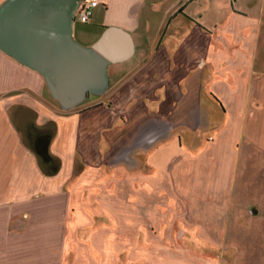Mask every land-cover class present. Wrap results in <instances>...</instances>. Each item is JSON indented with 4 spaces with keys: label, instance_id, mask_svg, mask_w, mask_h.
<instances>
[{
    "label": "crops",
    "instance_id": "obj_1",
    "mask_svg": "<svg viewBox=\"0 0 264 264\" xmlns=\"http://www.w3.org/2000/svg\"><path fill=\"white\" fill-rule=\"evenodd\" d=\"M28 1L69 11L85 48L114 29L120 59L65 107L0 47V264H264V219L243 213L264 198V0H100L87 23L84 0Z\"/></svg>",
    "mask_w": 264,
    "mask_h": 264
},
{
    "label": "water",
    "instance_id": "obj_2",
    "mask_svg": "<svg viewBox=\"0 0 264 264\" xmlns=\"http://www.w3.org/2000/svg\"><path fill=\"white\" fill-rule=\"evenodd\" d=\"M67 10H39L28 0L0 14V47L45 75L53 95L72 107L107 83V66L120 59L112 44L114 29H106L90 48L71 35ZM123 40L128 39L123 35Z\"/></svg>",
    "mask_w": 264,
    "mask_h": 264
},
{
    "label": "rangeland",
    "instance_id": "obj_3",
    "mask_svg": "<svg viewBox=\"0 0 264 264\" xmlns=\"http://www.w3.org/2000/svg\"><path fill=\"white\" fill-rule=\"evenodd\" d=\"M85 106H87V109H91V110H95V109H97V107L101 106V108L104 107V108H107L108 109L105 112H109L110 113V112H112V109L114 107L118 106V104H117V102L116 103L113 102V100L110 97H107V99L103 100L102 103H97V101H96V102H92V103H88L86 105H83V108L84 109H82V111H85ZM95 112L97 113L98 111H95ZM100 117L101 118L106 117V114H104L103 116L101 115ZM108 120L109 119H107V121ZM154 131L155 130H152L150 133H154ZM150 133H149V136H151ZM206 133L207 132H204L203 133V131L202 132L200 131L201 139L203 137L202 135L203 134H206ZM128 153H125V154L121 155V157H120V161L121 162H128V159H129V154ZM77 159L79 161V158H77ZM78 161L74 164V169H73V172H74L73 176L74 177H73V181L76 179V177H77L76 175L79 172V170L81 169L80 167H82V164L80 162H78ZM199 201H201V196L199 198ZM211 201L212 200H210L208 202H203L202 201V203L206 207H212V205L214 203L211 202ZM256 205H257V207H255L254 205H251L244 212L242 210V212L244 214H246L249 218L253 217V218H257V219H264V198H263L262 202L261 201L260 202H257ZM229 206L230 205H228L227 209H225V215H224V217L222 216V214L219 211H216L215 210L216 213H220L219 215L221 217H219L218 219L223 220L224 218H227V217L229 218L230 217V214L234 213V210L232 211V209H231L232 207H229ZM228 208H229V211H228ZM230 209H231V212H230ZM182 212L183 211H180V213H182ZM183 213H184L185 220L188 219L187 217H190L191 218V216H190L189 213H188V215H187L186 212H183ZM201 216H202V213L200 214V217ZM216 217H218V216H216ZM261 223L262 222H260L259 224H261ZM172 228L175 230V233L174 234H177V235L178 234H182V233L185 234L186 240H188L190 237H192V234H193V231H191L193 229L192 227H172ZM149 229H151V232H153L154 234H157V233H155V230H156L155 228L152 227V228H149ZM200 229H201L200 231H201L202 235L203 234L204 235H207V236L211 237L212 239L215 238L216 240H219L220 238H221V240H223V239L227 240V238L229 237L228 235H230V234L231 235H237V234H239V232L237 230H239L240 228H238V227L237 228H235V227H231L230 228V227H224V226H211V227L206 226V227H202ZM230 230H231V232H230ZM182 245L183 244H180V243H176V244L172 243L169 248H172L173 250H175L176 249V246H177L178 249H176V250L182 251L184 249V247H182ZM189 245H191V244H189ZM199 247H200L199 248L200 249L199 252H197V250L196 251L192 250V252H193V254L195 256L202 257V256H204V254L206 256L208 253H210V251L211 252H215L216 251V249L214 250L212 247H209V244L208 243H205V244L202 243Z\"/></svg>",
    "mask_w": 264,
    "mask_h": 264
},
{
    "label": "built area",
    "instance_id": "obj_4",
    "mask_svg": "<svg viewBox=\"0 0 264 264\" xmlns=\"http://www.w3.org/2000/svg\"><path fill=\"white\" fill-rule=\"evenodd\" d=\"M100 0H84L81 9L77 12V18L81 23H87L92 15L93 9Z\"/></svg>",
    "mask_w": 264,
    "mask_h": 264
}]
</instances>
